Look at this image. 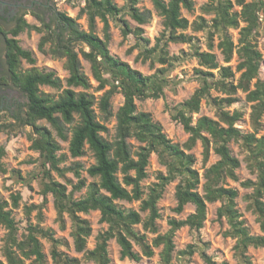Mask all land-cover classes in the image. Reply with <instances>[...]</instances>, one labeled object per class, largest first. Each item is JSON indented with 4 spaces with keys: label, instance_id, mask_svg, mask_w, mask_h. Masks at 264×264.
Listing matches in <instances>:
<instances>
[{
    "label": "trees",
    "instance_id": "trees-1",
    "mask_svg": "<svg viewBox=\"0 0 264 264\" xmlns=\"http://www.w3.org/2000/svg\"><path fill=\"white\" fill-rule=\"evenodd\" d=\"M83 6L79 9L78 16H85L88 30H82L75 18L65 13L57 14V21L61 25L62 33H57L43 14L32 12L39 22V26L28 24L20 18L14 30L10 33L13 38L7 39L6 61L11 83L19 89L26 98L23 113L15 119L23 126H28L31 133L28 138L31 149L39 153L41 173L44 181L41 185L43 196L51 193L54 196V206L57 221L63 227V214H67L72 223L71 236L75 250L84 252L86 260L93 264H109L107 243L115 239L120 247V257L138 261L139 255L133 251L132 242L140 247L146 257H151L152 251L146 242L145 235H139L133 226L142 222L137 211L120 210L114 204L116 200L132 201L141 200V182L146 178V168L151 154H155L157 161L165 168V174L157 176V182L149 188L146 199L141 201V211H148V217L142 226L145 230L155 232V221L159 218L157 201L161 198L164 188L169 183L178 180L176 185L175 212H182L187 204L194 207L192 214L183 220L171 219L170 229L163 236H157L152 245H163L161 252L162 264H170L171 252L174 248L173 237L175 231L182 227L199 231L206 220V205L220 202L217 217L224 218L228 224L225 236L235 240L234 256L238 264H252L247 250L249 247L264 249V136L257 137L262 129L261 118L264 115V79L259 78L262 63V54L257 50L255 35L261 22L264 21V0H252L245 3L243 0H208L200 8L204 15H211V20L198 16L191 24L181 16V10L191 11L192 0H150L153 9L162 18L163 32L156 39L153 48L143 50L142 61L152 55L161 64L171 63L165 48L168 43H184L192 47V55L203 70L197 69L195 74L199 77V88L180 106L171 113V119L181 125L188 134L187 140L178 145L172 143L163 133L159 123L154 122L151 115L139 112L136 109V100L147 98L158 99L167 86L165 70L160 68L152 75L145 76L131 68L127 63L113 57L108 49L110 40V21L116 23L123 38L132 34L136 39L146 45L149 40L142 37V26L148 23L151 13L140 10L138 4L141 0H124V6L118 7L113 0H82ZM234 3L239 6L240 12H234ZM128 15L138 25L132 29L124 20ZM102 24L103 37L95 33L96 21ZM240 23L244 26L240 27ZM190 28L194 32H204L206 36L207 52H201L195 45V38L186 35L183 31ZM239 29V38L234 44L228 31ZM42 33L39 50L50 43L48 52L55 58L65 59V69L68 77L65 88L59 77L52 71L40 70L31 67L21 70L22 61L34 66L36 59L33 54L21 48L16 37L23 31ZM66 34L69 40L85 44L88 52H81V56L90 64L93 80L97 83L96 92L101 95L96 97L87 91L91 89L88 77L84 74L78 53L70 46L62 43V35ZM218 37L217 48L224 63H229L236 54L239 62L236 73L239 77L235 80V72L230 66H220L215 54L211 52L213 40ZM216 70L217 76L213 74ZM253 87L251 88L252 81ZM41 86L61 91L55 98L41 91ZM79 88L80 91L74 89ZM226 95L225 97L212 98L210 90ZM240 90L245 94V100L250 106L251 133H243L236 123L241 120L242 112L225 108L237 101L233 97ZM123 97V103L115 114L111 110V97L115 92ZM206 100L214 107L217 120L203 116L193 123V114L199 112L200 103ZM97 108L98 113H96ZM77 117V119H76ZM115 118V136L112 142L107 141L102 133L107 132L106 123ZM45 121L50 129L39 124ZM70 133L68 151L71 157L77 158L84 154L85 147L92 152L95 163L87 169L88 175L97 178L87 186L85 196L79 200L72 198L73 191L84 186L82 180L73 187L72 192L66 193V187L54 182L50 170L63 175L66 170L74 172L79 178L77 164L72 168L61 170L58 168L62 158L56 153L60 150L56 138L66 141ZM129 139L139 143L136 150L132 149ZM202 146V162L205 164L212 150L218 161L204 169L203 183L199 172L194 169L195 158L189 153L197 142ZM231 141L237 142L246 154L245 161L250 172L255 175V180L242 182L244 188L252 192L246 196L248 209L255 215L259 223L261 235H251L236 208L238 193L235 189L226 186L227 180L236 181V170L240 161L232 155L229 148ZM5 154L0 147V174L6 170L1 163ZM49 168V169H47ZM120 176V178L118 177ZM202 185V194L199 186ZM20 196L11 195V207L18 206ZM45 200L39 206L26 208L29 216L36 210L37 225H29L27 234L18 239V228L12 217L9 203L0 200V226L5 230L1 248L0 264H24V260H32V264H45V256L39 238L47 239L51 244V258L54 264H79L76 258H69L57 250L62 243L53 237L49 231L40 228L42 221L40 210ZM98 211L100 221L107 224V229L96 237L93 250H85L86 240L91 234V227L87 220L82 219L79 213ZM191 255L193 248L182 254ZM205 264L216 263L205 253H201Z\"/></svg>",
    "mask_w": 264,
    "mask_h": 264
},
{
    "label": "rangeland",
    "instance_id": "rangeland-1",
    "mask_svg": "<svg viewBox=\"0 0 264 264\" xmlns=\"http://www.w3.org/2000/svg\"><path fill=\"white\" fill-rule=\"evenodd\" d=\"M48 11L46 21L50 23L51 27L56 30L57 33H62L61 25L57 21L58 13H65L68 16L75 18L79 28L82 30H88V23L85 16H78L79 9L83 6L82 0H48ZM118 7L124 6V0H113ZM165 2L169 0H164ZM193 9L191 11L181 10V16L186 18L191 24L198 16H203L206 20H211V15H204L200 11V8L207 3L208 0H192ZM245 3H249L252 0H243ZM140 10H148L151 13L148 23L142 26V37L149 40V44H145L142 41L135 38L130 34L123 38L120 32L119 26L110 21V40L108 49L110 54L119 59L122 62L127 63L134 70L139 71L145 76L152 75L156 70L162 68L165 70V77L167 86L163 89V94L158 99L147 98L144 100H136V109L139 112L149 113L154 122L161 125L163 133L171 140L172 143L182 145L188 138V134L185 133L180 124L171 119L172 111L180 106L185 100H187L200 86L199 77L195 74L197 69L203 70L197 63L196 58L192 55V47L184 43H168L165 51L168 55V60L171 63L161 64L155 58V55L149 57L146 61H142V57H138L139 54L144 55L143 50L151 49L156 43V39L160 38L163 32L162 18L153 9L150 0H141L138 4ZM240 7L234 3L233 11L240 12ZM126 20L132 29H135L138 25L128 15H124ZM25 21L28 24L39 26V22L26 18ZM244 26L240 23V27ZM186 35L193 36L195 38V45L201 52H207L206 36L204 32H194L190 28L183 31ZM95 33L99 37H103L102 24L97 20L95 24ZM234 44L237 43L239 38V29H230L228 31ZM42 37V33L35 31H23L17 37L18 44L21 48L30 51L36 63L34 66L29 65L25 61H22L21 70L25 71L31 67H36L40 70L52 71L57 77H59L65 88V80L68 77V72L65 69V59L55 58L49 52L51 47L50 43H47L44 47V51L39 50V42ZM257 43V50L262 54V63L259 70V78L264 79V21L261 22V26L258 29V34L255 35ZM62 43L70 46L75 52L78 53L79 60L81 62L82 70L88 77L91 89L87 92L94 94L96 97L101 95V91L96 92L95 88L97 83L93 80L90 64L84 60L81 56V52H88L89 48L80 42L69 40L66 34L62 35ZM218 37L213 40V48L211 52L215 54L217 62L220 66H230L232 71H236L238 65V58L236 54L229 63H224L220 50L217 48ZM215 77L217 76L216 70L213 71ZM0 147H3L5 154L1 159L5 174H0V200L7 201L9 203L8 209L11 210L12 217L18 228V239L21 240L22 236L27 234V227L29 225H37L36 210H32L29 216L26 214V208L31 206H39L43 200H45L43 207L40 210L42 221L40 228L47 230L53 234V237L59 240L62 245L57 247V250L68 256L69 258H76L79 264H93L92 261L86 260L84 252H77L74 247L73 238L71 236L72 223L67 214H63V227L60 226L57 221V213L54 206V196L51 193L43 196L41 193V185L44 178L41 173L39 153L31 149V142L28 138L31 133V129L28 126L21 125L15 117L23 113L24 106L26 104V98L19 91L18 88L13 86L6 78L5 73L0 72ZM239 77V73L235 72V80ZM251 83V88L253 83ZM41 91L50 94L53 97H57L61 91L51 89L47 86H41ZM80 91L79 88L74 89ZM210 96L212 98L225 97L223 93L216 89L210 90ZM237 99L235 103L225 109L229 112L238 110L242 112V118L236 123V127L243 133H251L252 127L250 124V106L251 104L245 100V94L238 90L233 96ZM123 103L122 95L117 91L111 97V110L115 114L118 108ZM98 113L97 108H95ZM215 109L202 100L200 103L199 112L193 114V123L200 117L206 116L213 120H217L215 115ZM77 119V117H76ZM39 124L50 129L49 125L45 121H39ZM262 129L259 131L257 137L264 136V115L261 118ZM115 118L112 117L107 123V132L101 135L107 141L112 142L115 136ZM70 139V133L67 134V140L62 141L56 138L59 143L60 150L56 153L57 157L62 158L58 168L61 170L72 168L79 164L81 167L78 169L79 178H77L73 171L66 170L63 175L58 174L56 171L50 170L51 179L54 182L60 183L66 187V193L72 192L73 187L76 186L79 180H82L84 186L80 190L73 191L72 198L79 200L85 196L87 186L92 182H97V178H93L87 173V169L95 163L92 152L85 147L84 154L81 157L73 158L68 151V142ZM132 149L136 150L139 143L134 139H129ZM229 148L232 155L240 161V167L236 170L237 180H227L226 186L235 189L238 193L236 198V208L241 214L242 220H244L245 226L248 228L251 235H261L259 223L256 219V215L248 209V201L246 196L251 194L252 190L242 187L241 183L247 180L254 181L255 175H253L247 167L245 161L246 154L237 142L231 141ZM195 158L194 169H196L200 177L203 174L204 169L208 168L216 161L218 156L211 150L209 158L205 164L202 162V146L198 141L195 146L189 152ZM49 169V168H47ZM165 168L157 161L155 154H151L148 159V166L146 168V178L141 182L142 197L141 200L123 201L116 200L114 204L118 209L125 212L133 210L137 211L140 215L142 222L133 226L135 232L139 235H145L146 242L150 246L152 255L146 257L139 246L132 242V249L136 252L140 259L138 261H132L127 258L120 257V247L116 243L115 239H111L107 243L109 264H162L161 252L163 245L155 247L152 245L153 240L157 236L165 235L170 229L169 221L171 219L183 220L188 215L192 214L194 207L191 204L184 206L182 212L178 213L174 211L176 206L175 191L178 180H175L165 186L161 198L157 201V209L159 218L155 221V232L145 230L142 226L143 222L148 217V211H141V201L146 199L149 193V188L157 182V176L159 174H165ZM120 178V176H118ZM203 179L201 177V184ZM199 193L202 194V185L199 186ZM19 195L18 206L16 208L11 207V195ZM220 202L208 203L206 205V220L203 227L199 231L190 230L188 227H182L175 231L173 237L174 248L171 252L170 264H205L201 258V253H205L211 257L216 263L227 262L228 264H238L237 259L234 256L235 240L231 237L225 236L224 233L228 230V224L224 218L219 219L217 217V209L220 206ZM82 219L87 220L91 227V234L86 240L85 250H93L96 244V237L98 234L103 233L107 229V224L100 221V213L98 211H89L88 213L78 214ZM5 236V230L0 226V258L1 248L3 244V238ZM42 252L45 256V264H54L51 258L50 250L51 244L45 238H39ZM193 248V253L188 255L186 252L188 247ZM247 255L250 258L252 264H264V249L249 247ZM24 264H32V260H24Z\"/></svg>",
    "mask_w": 264,
    "mask_h": 264
},
{
    "label": "flooded vegetation",
    "instance_id": "flooded-vegetation-1",
    "mask_svg": "<svg viewBox=\"0 0 264 264\" xmlns=\"http://www.w3.org/2000/svg\"><path fill=\"white\" fill-rule=\"evenodd\" d=\"M48 2V0H0V72L5 73L10 83L6 61L7 39L13 38L10 32L14 30L20 18L37 21L32 12L43 14L46 18Z\"/></svg>",
    "mask_w": 264,
    "mask_h": 264
}]
</instances>
